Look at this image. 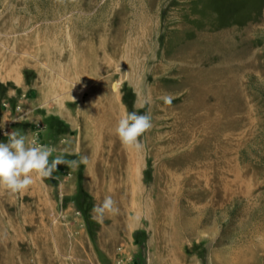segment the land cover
Returning a JSON list of instances; mask_svg holds the SVG:
<instances>
[{"label":"rangeland","instance_id":"374dc122","mask_svg":"<svg viewBox=\"0 0 264 264\" xmlns=\"http://www.w3.org/2000/svg\"><path fill=\"white\" fill-rule=\"evenodd\" d=\"M13 13L29 22L0 23L12 27L6 35L16 39L23 25L30 58L50 65L53 100L71 99L70 110L84 107L89 122L76 135L52 114L55 103L41 105L47 91L39 98L31 71L24 89L0 84V141L19 130L51 146L50 159H76L60 145L69 136L75 147L94 151L90 135L107 134L112 125L97 129L93 119L100 114L108 124L105 112L118 109L115 101L126 114L150 113L152 127L134 152L120 143L121 165L141 160L138 177L85 182L82 163L60 164L53 177L34 176L21 192L0 188V240L10 253L26 264H264V0H0V16ZM199 37L202 51L188 68L184 47ZM186 72L221 73L220 83L232 73L224 84L237 86L245 104L238 130L222 131L220 114L218 142L207 143L204 157L190 154L199 150L197 134L172 148L186 134ZM165 94L174 97L171 105L161 99ZM215 98L207 96V108ZM79 185L87 195L81 205ZM108 193L115 210L101 223L93 207Z\"/></svg>","mask_w":264,"mask_h":264},{"label":"crops","instance_id":"0c3cea01","mask_svg":"<svg viewBox=\"0 0 264 264\" xmlns=\"http://www.w3.org/2000/svg\"><path fill=\"white\" fill-rule=\"evenodd\" d=\"M16 21L29 22V20L25 17L24 19L16 18L14 13L11 15L3 14L0 16V23ZM19 27L21 28L20 31L16 30L13 32L18 33L16 39H13L6 35L8 30H11L12 27L6 24H0V84L11 86V91L13 92L18 89H24L29 83H27L26 74L31 71L34 72L35 75L38 76L35 80L38 82V92H40L39 98L42 97V90L44 91L45 89L47 91V93L45 91L43 92L45 97H43L42 100H39L41 101V105L44 103V101H52L55 103L56 106L53 109L54 111H51L52 114L68 124L70 130L76 131V135H78V132L81 131L82 126L88 124L89 114L83 110L84 107L82 109V106L75 112L71 111V104L70 102H67L71 101V99H65V101L53 100L57 98L58 94L55 93V87L53 86L54 84L50 83L52 80V73L49 69L50 65H47V63H37L38 61L35 62L30 58V34L27 31H23L25 29L23 25L17 26V28ZM41 76H43V79L40 78ZM44 85L48 86L49 88L44 87ZM114 104L115 107L118 108L116 111L113 109V106H110L105 112L106 117L110 119L108 124H103L101 122L100 114L99 120L95 114V116H93L96 118L93 119L92 124H95L96 127L99 126L97 129L102 128L104 125H106V127L109 124L112 125V127H108L109 129L107 134H103L100 129V131L93 134V137L90 135L89 138L93 140L94 144L96 145L94 151L81 146L75 147L70 141L66 140L69 138V136L65 139V143L60 145L61 150L65 151V153L68 155H76L77 158L81 156L88 157L87 163H82L84 166L82 175L83 181L85 182H104L108 180V182H110L112 185L114 182H116V180H122L120 175L125 176V178H130L131 176L138 177L142 173V162L140 159L134 160V158L132 161L123 163V166L120 164V160L122 157L124 158L125 152L122 149H119L121 142L116 135L115 127L118 120L122 116L126 115V111L123 106H120L122 104L119 103V101L118 103L115 101ZM47 112L48 111H46V113ZM3 116L6 118L5 115ZM76 135L74 137H76ZM81 136L87 138L86 134L81 133ZM105 139L107 142H105ZM105 144L108 146V150H106V147L104 146ZM126 147H128L130 152H134V147ZM91 154L96 157V163L89 161V156ZM102 161H104V163H102ZM105 161L107 163H105ZM88 187L91 186L88 185ZM94 187L99 189L100 186L95 185ZM111 190L112 188H107L108 192ZM109 195L112 196V194L108 193L107 196ZM7 242L8 241L4 238L0 240V264H26L24 256L18 255L19 257H15V254L10 253L12 248L7 246ZM6 249H10L9 254L5 253Z\"/></svg>","mask_w":264,"mask_h":264},{"label":"clouds","instance_id":"9594fccd","mask_svg":"<svg viewBox=\"0 0 264 264\" xmlns=\"http://www.w3.org/2000/svg\"><path fill=\"white\" fill-rule=\"evenodd\" d=\"M161 99L166 105H171L174 97L165 94ZM151 127L150 113L131 111L118 120L115 132L123 145L139 149L142 147L140 137ZM5 135L7 141H0V188L12 193L25 190L33 183L34 176L53 177L60 164H66L69 168H78L81 163L86 164L88 161L87 156L69 159L64 155H56L50 159L53 153L51 146L38 142L36 138L29 141L27 135L19 130ZM114 205L113 197L106 196L100 204L94 205L93 212L96 215L93 219L102 223L105 212L114 211Z\"/></svg>","mask_w":264,"mask_h":264},{"label":"bare ground","instance_id":"6f19581e","mask_svg":"<svg viewBox=\"0 0 264 264\" xmlns=\"http://www.w3.org/2000/svg\"><path fill=\"white\" fill-rule=\"evenodd\" d=\"M203 40H204L203 38L199 37V40L196 39L193 42L186 43L187 47H184V48L187 50V53H186V56H185V54L184 55L182 54V57H184V56L186 57V61L188 63V68L192 67V65H195L194 63H196L195 61L197 60V57H198V54H199V48L201 47V45H199V44H203V43H201ZM205 42H207V41L205 40ZM210 43H211V41H210ZM205 44H207V43H205ZM212 45H213V43H212ZM205 46H202V47H205ZM200 50H201V48H200ZM179 56H181V55H179ZM177 59H178V56H177ZM187 70L188 69H186L185 71H187ZM216 72H218V71H216ZM193 73L194 72H192V73L191 72L190 73L186 72V75L190 79L189 82L187 83V87L189 89L188 90L189 91V93H188V97L189 98L187 99L186 104L183 106L184 108L181 110V114L183 116V123H185V127H186V130H185L186 134L185 135L181 134V136H183L182 139H178L176 142H173L172 143L173 147H172V145H171V147L174 150L175 147H177L178 145H181L183 142H186V140L193 139L195 137V135L197 134L198 136L195 138V142L196 143H200L199 150L195 151L194 150L195 148L194 149L190 148L191 149V152H190L191 156L194 154V152H199L200 151L198 155L194 156L195 158H197L198 156H200V157L203 156L204 157L206 155L207 150L210 149V148L208 149L207 143H210V142L211 143H217L218 142V140L216 138V134H215V132H216L215 128H218L221 125L220 129L222 131L224 130L226 132H230L232 130L233 131L236 130V129L238 130L239 125H241V120H242L241 117L244 114L243 110L245 111V104H243V98L239 94L240 92L238 90L236 91V87L237 86L236 87H235V85L231 86L230 82H229L228 85L224 84L228 80L229 76L232 73H228L226 77L224 76V78H222L223 81L221 83L219 82L221 80L220 78L222 76L221 73H219L217 77H216V74H214V73H213L212 76H208V77H206V76L204 77V76H202L199 73H196V74L193 75ZM233 87L235 88V91H236L235 95L232 92V88ZM219 93L221 95L222 94L223 95L217 97L219 95ZM210 94L214 95V97L216 96V98L214 99L215 103L213 105H211L209 108H207L206 100H207V96L210 95ZM206 108H207V110L205 112H203V110H205ZM201 110H202V112H201ZM215 113H216V115H215ZM220 114H223V116L225 117L223 119L224 123L222 122L220 125H218L216 127V124L220 122L219 121ZM237 114L238 115L240 114L241 116H238ZM230 117H231V121H230ZM178 120H180V119L178 118ZM206 128L207 129L209 128V129L207 130ZM204 129H206V131ZM214 129H215V131H214ZM199 134H202V135H199ZM208 145H210V144H208ZM218 147H220V146H218ZM179 157H180V155H179ZM198 160L200 161V159H198ZM181 162H182V160H181ZM204 162H207V161H204ZM213 162H214V160H213ZM193 163H195V162H193ZM197 163H198V161H197ZM180 165H181V163H180ZM213 166H214V163L211 166V169H212ZM205 173H207V172H205ZM213 174H214V172H213ZM204 175H206V174H204ZM214 175H215V178H216L217 174H214ZM218 177H217V179H219ZM212 181H213V179H212ZM216 182H219V181L216 180ZM214 185H216V184H214ZM206 190H208V189H206ZM212 192H213V189H212Z\"/></svg>","mask_w":264,"mask_h":264},{"label":"trees","instance_id":"16d2710c","mask_svg":"<svg viewBox=\"0 0 264 264\" xmlns=\"http://www.w3.org/2000/svg\"><path fill=\"white\" fill-rule=\"evenodd\" d=\"M78 194H79V201H80V205H81V203L85 200V197H86L87 195H85L86 193L83 191V189L81 188L80 185H79ZM87 224H88V222H87ZM87 227H88V226H87ZM88 230H89V228H88ZM136 236H137V235H136Z\"/></svg>","mask_w":264,"mask_h":264},{"label":"built area","instance_id":"2783aa9c","mask_svg":"<svg viewBox=\"0 0 264 264\" xmlns=\"http://www.w3.org/2000/svg\"><path fill=\"white\" fill-rule=\"evenodd\" d=\"M5 105V104H4ZM17 118H15V120H16Z\"/></svg>","mask_w":264,"mask_h":264}]
</instances>
